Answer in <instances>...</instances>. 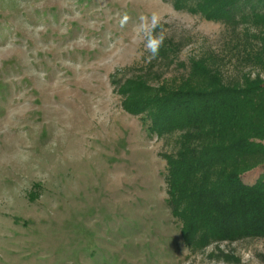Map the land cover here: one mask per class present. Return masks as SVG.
<instances>
[{"label":"rangeland","instance_id":"obj_1","mask_svg":"<svg viewBox=\"0 0 264 264\" xmlns=\"http://www.w3.org/2000/svg\"><path fill=\"white\" fill-rule=\"evenodd\" d=\"M177 5L0 0V264H264L262 237L185 246L176 137L127 110L129 83L172 84L210 52L241 73L224 25Z\"/></svg>","mask_w":264,"mask_h":264},{"label":"trees","instance_id":"obj_2","mask_svg":"<svg viewBox=\"0 0 264 264\" xmlns=\"http://www.w3.org/2000/svg\"><path fill=\"white\" fill-rule=\"evenodd\" d=\"M177 6L224 25L229 60L241 73L226 77L222 55L210 52L192 59L187 75L172 84L129 83L127 110L141 115L152 135L176 137V149L165 155V179L185 246L264 238V0Z\"/></svg>","mask_w":264,"mask_h":264}]
</instances>
